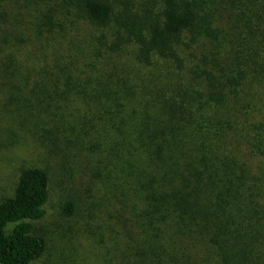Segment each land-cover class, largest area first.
I'll return each mask as SVG.
<instances>
[{"label":"trees","instance_id":"obj_1","mask_svg":"<svg viewBox=\"0 0 264 264\" xmlns=\"http://www.w3.org/2000/svg\"><path fill=\"white\" fill-rule=\"evenodd\" d=\"M254 3L0 0V90L22 85L50 133L96 123L87 145L103 156L93 179L105 210L90 228L110 235L99 237L112 264L264 261V2ZM48 198L47 173L23 168L0 201V264L43 255L34 222ZM61 211L71 217L72 200Z\"/></svg>","mask_w":264,"mask_h":264},{"label":"rangeland","instance_id":"obj_2","mask_svg":"<svg viewBox=\"0 0 264 264\" xmlns=\"http://www.w3.org/2000/svg\"><path fill=\"white\" fill-rule=\"evenodd\" d=\"M252 1L255 5L264 2ZM16 88L20 90H0V201L13 194L23 168L37 167L47 173L46 215L34 222L36 234L45 239L46 247L32 264H112L111 255L99 237V234L107 238L110 235L103 227L95 233L90 228L102 221L105 210L103 190L94 185L93 179L94 174L103 172V156L98 145H87L95 136L96 123L88 125L85 132L77 129L71 132L68 127L50 133L37 111L26 110L22 95L26 90L22 85ZM7 94L13 95L12 101ZM44 99L49 104L54 102ZM75 135L80 136L78 141L84 142L83 147L72 142ZM66 199L74 204L71 217L62 215L61 207ZM253 264L264 261L257 259Z\"/></svg>","mask_w":264,"mask_h":264}]
</instances>
